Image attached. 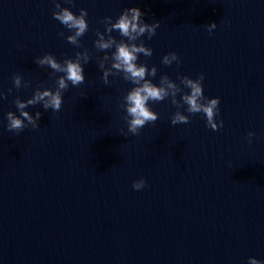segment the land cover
<instances>
[{"label":"water","instance_id":"water-1","mask_svg":"<svg viewBox=\"0 0 264 264\" xmlns=\"http://www.w3.org/2000/svg\"><path fill=\"white\" fill-rule=\"evenodd\" d=\"M57 2L88 10L89 31L76 44L53 18ZM131 7L160 23L151 39L135 41L153 50L139 54L138 63L157 70L146 79L180 84L178 74L203 73L205 96L221 100L218 130L188 113L178 92L150 101L158 120L127 133L124 98L136 85L111 68L114 49L94 41L98 33L108 38L105 17ZM84 52L86 80L62 90V109L28 105L23 111L41 113L39 128L8 131L6 114L20 115L16 101L56 91L64 75L37 59ZM170 52L180 65L162 63ZM101 63L111 69L108 84ZM177 112L190 122L172 125ZM141 178L147 185L135 190ZM249 257L264 260V0H0V264H248Z\"/></svg>","mask_w":264,"mask_h":264},{"label":"clouds","instance_id":"clouds-1","mask_svg":"<svg viewBox=\"0 0 264 264\" xmlns=\"http://www.w3.org/2000/svg\"><path fill=\"white\" fill-rule=\"evenodd\" d=\"M56 11L53 12V18L59 21L66 29L74 32L73 35L67 36V41L76 44L78 39L83 37L89 31L88 10L81 8L79 14L74 12L71 7H62L60 3H55ZM144 12L139 7L125 8L122 13L114 20L111 17H105L107 23L106 33L108 38L105 39L104 33H98L99 38L94 41V46L100 50H110L111 58L114 63L111 68L124 73V78L130 80L136 87L132 88L125 96V111L127 113V133L132 135H139L141 130L149 123H155L159 114L156 113L150 106V101H162L169 95L175 97L178 92H183L182 100L187 105V112L190 114L202 113L206 119L207 127L212 130H218L223 126L224 121L220 119L221 103L220 97L209 98L204 94L203 81L205 76L203 73L198 78H190L186 75H179L180 84H177L167 76H165L159 84L154 83L147 76H155L156 68L153 67L149 71L146 64H140L139 54L143 53L145 56H151L153 50L143 43L137 44L139 38L143 37L145 33L148 34V39H151L160 27L159 21L148 23L144 20ZM217 27L216 23L209 25V33L212 29ZM113 31L119 33L121 37L126 39L119 42L111 35ZM81 55H83V63L81 62ZM87 52L83 54L77 53L76 59H66L60 62L56 57L49 53L42 58H38L36 63L39 66H49L55 72L63 73L58 80V88L56 91L50 89L44 91H37L33 97L26 102L17 100L16 106L20 110V115L13 112L6 114L7 125L6 128L10 132L20 133L25 130L27 125H32L33 129L39 128L37 123L41 117V113L37 112L35 117L28 112L23 111L28 105H35L43 101L45 109L51 108L53 112H59L64 103V96L62 90L68 88L69 83L73 86H79L85 82L84 64L89 62ZM108 59V56H105ZM177 65L182 63L178 53L170 52L163 56L162 63L171 66L173 62ZM103 70L104 83L108 84L107 77L111 69H105L104 64H100ZM16 87L21 84V78L17 76L14 80ZM187 89L188 91H184ZM175 102V101H174ZM27 121V124L25 123ZM190 122V116L177 112L171 119L172 125L187 124ZM255 135L254 132L248 133L249 142ZM147 181L144 178L134 181L133 188L141 190L145 188ZM248 264H264V260H259L255 257H249Z\"/></svg>","mask_w":264,"mask_h":264}]
</instances>
